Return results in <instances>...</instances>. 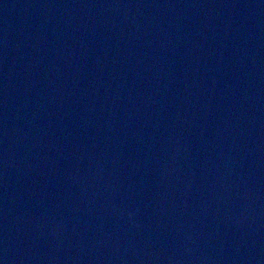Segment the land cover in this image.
I'll return each instance as SVG.
<instances>
[{
  "label": "water",
  "instance_id": "water-1",
  "mask_svg": "<svg viewBox=\"0 0 264 264\" xmlns=\"http://www.w3.org/2000/svg\"><path fill=\"white\" fill-rule=\"evenodd\" d=\"M0 264H264V0H0Z\"/></svg>",
  "mask_w": 264,
  "mask_h": 264
}]
</instances>
